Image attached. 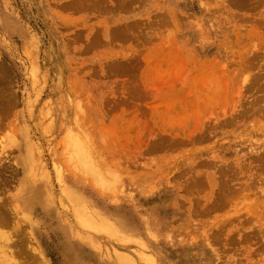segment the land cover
I'll list each match as a JSON object with an SVG mask.
<instances>
[{"label": "rangeland", "instance_id": "1", "mask_svg": "<svg viewBox=\"0 0 264 264\" xmlns=\"http://www.w3.org/2000/svg\"><path fill=\"white\" fill-rule=\"evenodd\" d=\"M261 73L264 0H0V204L31 213L41 264H119L114 246L127 264H264ZM69 128L115 190L64 163ZM29 148L54 195L46 213L21 205ZM237 160L243 177L226 171ZM66 190L131 241L82 233L109 251L71 237L87 252L71 259Z\"/></svg>", "mask_w": 264, "mask_h": 264}, {"label": "bare ground", "instance_id": "2", "mask_svg": "<svg viewBox=\"0 0 264 264\" xmlns=\"http://www.w3.org/2000/svg\"><path fill=\"white\" fill-rule=\"evenodd\" d=\"M256 77L259 79L261 78V75L257 74ZM63 142L64 152L62 153H64V163H66L69 169H72L74 172L86 176L89 179L90 183L94 184L98 189L102 191L115 190L116 183L118 182L117 177H115L114 174H112L110 171L99 164V157L97 155V152H93V149L89 150L87 142L82 135H79L69 128L66 131L65 139H63ZM260 150L262 152L256 154L255 157L258 160L257 163L262 164L264 168V147H262ZM27 152V157L24 158V165L26 166L25 171L29 185L28 188L24 190L26 191V193L23 195L21 205H24V208H26L27 210L28 208L32 209L39 207V210L42 213H46V211H49L52 205L54 206L55 204L54 195L48 185L38 184V182L44 180L46 170L44 169V167H42L43 170H40L41 173L39 172L35 159V151L32 148H29ZM240 165V160L229 162V164L226 165V171L227 169L238 170L240 171L241 177H243L244 171L238 168ZM256 173L258 172L256 171ZM259 174L257 175L259 176ZM251 176L252 175H249V177H245H247L248 179L250 178L249 180H252ZM57 177L58 180L61 178V174L58 171ZM232 179L236 180V177L231 178V182ZM209 184L211 185L212 183L209 182ZM225 185L228 186L227 184ZM229 188H233V186H230ZM229 188L223 187L221 183L219 192L222 194L223 191H229ZM238 190L247 192L246 186ZM259 191L261 192V195L264 196V189H260ZM63 193H66L72 205L70 216H63L61 219L62 221L69 223L71 229L70 231L66 230L67 232L65 230H60V234L63 237V247L71 259L83 260L87 257V252L85 253L76 244L71 242V237L72 239H79L81 241L83 240L84 242L89 241L92 244L91 246H93L94 250L102 251V254L104 253V251H109L107 246L106 248H104L102 244L94 238L86 239L82 233L88 234L90 236L104 235L107 236L110 240H114L115 243H119L124 246L126 245V243L131 241V237L122 234L113 222H111L108 218H105V215L102 216L100 212L93 209L91 205L89 206L83 201L74 198L68 190L63 191ZM16 202L17 201L14 200V202H12L10 206L7 203H4V201L0 204V264H17L18 262L15 258V256L17 257V255H15L16 252H18V257L20 256V258L17 257V259H22L25 261L21 253L27 252L28 254L29 248L31 253H29L30 255L27 256L28 258L25 257L26 260L32 261V264H41V262L44 261V258L39 251L40 245L39 243H33L32 237V232L36 225V221H34V219L32 218L31 213L28 214L26 212H23L21 207L17 204L18 202ZM68 218H71L70 221L68 220ZM26 219L29 220L32 231L28 226L29 224H27ZM24 222L26 223L24 224ZM73 225H75L76 228ZM78 227L80 228V230H77ZM7 228L12 230V232H5V229ZM255 230H253L252 232H254ZM258 231V236L264 238L263 226H261ZM114 247L110 248V252H113L111 253V255L113 257H116L115 260L119 264L130 263V257L124 252L121 253L117 249H114ZM15 249H17V251ZM25 253L23 255H25ZM24 261L22 262V264H25ZM132 261L134 260L132 259Z\"/></svg>", "mask_w": 264, "mask_h": 264}]
</instances>
